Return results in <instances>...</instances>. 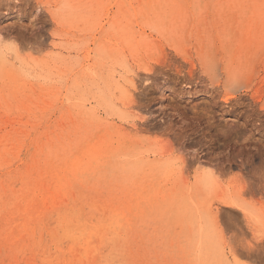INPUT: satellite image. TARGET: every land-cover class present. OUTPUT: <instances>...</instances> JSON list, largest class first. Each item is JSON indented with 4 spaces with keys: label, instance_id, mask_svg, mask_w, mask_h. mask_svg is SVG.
Instances as JSON below:
<instances>
[{
    "label": "rangeland",
    "instance_id": "1",
    "mask_svg": "<svg viewBox=\"0 0 264 264\" xmlns=\"http://www.w3.org/2000/svg\"><path fill=\"white\" fill-rule=\"evenodd\" d=\"M212 1L135 0L114 44L107 0H0L1 264H264V0Z\"/></svg>",
    "mask_w": 264,
    "mask_h": 264
},
{
    "label": "bare ground",
    "instance_id": "2",
    "mask_svg": "<svg viewBox=\"0 0 264 264\" xmlns=\"http://www.w3.org/2000/svg\"><path fill=\"white\" fill-rule=\"evenodd\" d=\"M58 1V0H57ZM69 1V0H68ZM81 1V0H80ZM95 1V0H94ZM141 1V0H140ZM188 1V0H187ZM197 1V0H196ZM215 1V0H214ZM214 1H212V2H214ZM224 1V0H223ZM232 1V0H231ZM237 1V0H236ZM235 1V2H236ZM241 2V0H238V2ZM134 2H135V0H107V5H106V9L105 10H103L104 11V13H103V16H104V18L106 19H103V21L105 20V23H103L102 25H101V27H100V32H102L103 34H106V36H109L108 38H107V40H114V44H119V42H118V39L115 37V34H114V31L117 33L116 35L117 36H120V32H121V29H120V26H121V24H122V22L124 21V19H127L126 18V14H128L129 13V11H128V5H129V10L131 9V12H130V15H131V18L132 19H134V21H135V23H137L138 25H139V23H140V19H139V10L136 8V5H137V3H136V5H134ZM138 2V1H137ZM143 2V1H142ZM164 2V1H163ZM171 2V1H170ZM195 2V1H194ZM201 2V1H200ZM210 2V1H209ZM217 2V1H216ZM68 3V2H67ZM82 3V2H81ZM144 3V2H143ZM176 3V2H175ZM177 3H179V2H177ZM229 3V2H228ZM64 4H65V2H64ZM63 4V5H64ZM76 4V3H75ZM87 4V3H86ZM139 4V3H138ZM141 4V3H140ZM171 4V3H170ZM180 4V3H179ZM225 4H226V2H225ZM248 4V3H247ZM70 6H71V4H69ZM68 5V6H69ZM84 5V4H83ZM149 5V4H148ZM172 5H173V3H172ZM188 5V4H187ZM197 5V4H196ZM206 5V4H205ZM220 5V4H219ZM228 5V4H227ZM246 5V4H245ZM251 5V4H250ZM165 6V5H164ZM178 6V5H177ZM190 6V5H189ZM207 6V5H206ZM214 6V5H213ZM229 6H230V4H229ZM75 7V6H74ZM83 7V6H82ZM82 7H80V8H82ZM105 7V6H104ZM111 7H114L115 9L114 10H110V8ZM139 7V6H138ZM170 7H171V5H170ZM178 7H180V6H178ZM202 7H203V4H202ZM212 7V6H211ZM78 8V7H77ZM89 8H91V6L89 7ZM142 8V7H141ZM165 8H167V7H165ZM172 8V7H171ZM186 8V7H185ZM185 8H184V10H185ZM199 8V7H198ZM203 8H205V7H203ZM246 8H247V6H246ZM180 9H181V7H180ZM187 9V8H186ZM221 9V8H220ZM227 9V8H226ZM237 9V8H236ZM84 10H86V9H84ZM145 10H147V8L145 9ZM144 10V11H145ZM160 10V9H159ZM166 10V9H165ZM199 10V9H198ZM230 10H231V8H230ZM229 10V11H230ZM234 10V9H233ZM176 11H178V10H176ZM222 11V10H221ZM228 11V10H227ZM184 12H187V11H184ZM194 12V11H193ZM212 12V11H211ZM142 13V12H141ZM153 13V12H152ZM154 13H156L157 14V12H154ZM180 13V12H179ZM206 13V12H205ZM204 13V14H205ZM215 13V12H214ZM239 13V12H238ZM254 13V12H253ZM146 14V13H145ZM176 14V13H175ZM182 14V13H181ZM180 14V15H181ZM184 14V13H183ZM220 14V13H219ZM222 14V13H221ZM245 14V13H244ZM247 14V13H246ZM69 14H67V16H68ZM77 15H79V14H77ZM91 15V14H90ZM149 15V14H148ZM159 15V14H158ZM173 15V14H172ZM171 15V16H172ZM213 15V14H212ZM252 15V14H251ZM62 16V15H61ZM65 16V15H64ZM63 16V17H64ZM72 16V15H71ZM76 16V15H75ZM82 16V15H81ZM127 16H129V15H127ZM150 16V15H149ZM214 16V15H213ZM238 16H240V15H238ZM246 16V15H245ZM253 16V15H252ZM83 17V16H82ZM145 17H146V15H145ZM173 17H174V15H173ZM185 17V16H184ZM184 17H182V18H184ZM209 17V16H208ZM215 17V16H214ZM243 17V16H242ZM249 17V16H248ZM75 18V17H74ZM86 19H87V17H85ZM129 18H130V16H129ZM159 18V17H158ZM176 18V17H175ZM181 18V17H180ZM192 18H193V15H192ZM196 18V17H195ZM210 18V17H209ZM73 19V18H72ZM77 19H78V17H77ZM82 18H80L79 20H81ZM171 19H172V17H171ZM200 19V18H199ZM213 19V18H212ZM71 20V19H70ZM131 20V19H130ZM151 20V19H150ZM177 20H180V19H177ZM145 21V20H144ZM162 21V20H161ZM80 22V21H79ZM130 22V21H129ZM152 23V22H151ZM78 24V22L76 23V25ZM108 24V26L107 27H105V25H107ZM127 24V23H126ZM259 24V23H258ZM146 25V24H145ZM125 26V25H124ZM208 26V25H207ZM259 27V26H258ZM257 27V28H258ZM257 28H255V30L257 29ZM263 28V27H262ZM249 29H250V27H249ZM248 29V30H249ZM77 30V29H76ZM124 30V29H123ZM135 30V29H134ZM141 30V29H140ZM144 30V29H143ZM143 30H141V31H143ZM169 30V29H168ZM96 31V30H95ZM125 31V30H124ZM127 31V30H126ZM240 31H242V30H240ZM245 31V30H244ZM244 31H242V32H244ZM133 32V31H132ZM168 32V31H167ZM241 32V33H242ZM249 32V31H248ZM111 33V34H110ZM138 33V32H137ZM137 33H136V35H137ZM202 33V32H201ZM263 33V32H262ZM131 34V33H130ZM129 34V35H130ZM171 34H172V32H171ZM173 34H174V32H173ZM222 34V33H221ZM220 34V35H221ZM96 35V34H95ZM176 35V34H175ZM240 35V34H239ZM238 35V36H239ZM148 36V35H147ZM191 36V35H190ZM195 36V35H194ZM101 37V36H100ZM125 37V36H124ZM124 37H122V38H124ZM130 37V36H129ZM132 37V36H131ZM137 37V36H136ZM221 37V36H220ZM102 38V37H101ZM106 38V37H105ZM127 38V37H126ZM134 38V37H133ZM121 39V38H120ZM251 39V38H250ZM250 39H248L249 41H250ZM103 40H105V39H103ZM128 40V39H127ZM134 40V39H133ZM132 40V41H133ZM195 40V39H194ZM235 40H236V38H235ZM96 41V40H95ZM124 41H126V40H124ZM228 41V40H227ZM253 41V40H252ZM109 42V41H108ZM128 42H129V40H128ZM134 42V41H133ZM219 42V41H218ZM225 42H226V40H225ZM240 42V41H239ZM244 42H245V40H244ZM256 42V41H255ZM257 42H259V41H257ZM260 42H262V41H260ZM122 43V42H121ZM132 43V42H131ZM227 43V42H226ZM234 44H235V42H233ZM248 43V42H247ZM247 43H245V44H247ZM250 43V42H249ZM124 44H125V42H124ZM129 44H130V42H129ZM138 44H140V43H138ZM151 44V43H150ZM228 44V43H227ZM237 44V43H236ZM257 44V43H256ZM126 45V44H125ZM146 45V44H145ZM224 45V44H223ZM259 45V44H258ZM134 46V45H133ZM144 46V45H143ZM255 46V45H254ZM257 46V45H256ZM97 47V46H96ZM118 47V46H117ZM221 47V46H220ZM240 47V46H239ZM244 47V46H243ZM258 47V46H257ZM256 47V48H257ZM98 48H101V47H98ZM122 48V47H121ZM146 48V47H145ZM209 49H210V47H208ZM261 48V47H260ZM103 49H104V47H103ZM133 49V48H132ZM136 49V48H135ZM134 49V50H135ZM89 50V49H88ZM218 50V49H217ZM221 50V49H220ZM238 50V49H237ZM257 50V49H256ZM255 50V51H256ZM120 51H121V49H120ZM141 51V50H140ZM223 51V50H222ZM242 51V50H241ZM250 51H252V50H250ZM249 51V52H250ZM105 52V51H104ZM122 52V51H121ZM139 52V51H138ZM237 52V51H236ZM253 52V51H252ZM97 53V52H96ZM222 53V52H221ZM238 53V52H237ZM125 54V53H124ZM223 54V53H222ZM87 55V54H86ZM106 55V54H105ZM116 55V54H115ZM120 55V54H119ZM204 55V54H203ZM202 54H201V56H203ZM236 55V54H235ZM239 56L241 55V54H238ZM118 56V55H117ZM134 56V55H133ZM221 56V55H220ZM225 56V55H224ZM105 57V56H104ZM122 57H123V55H122ZM223 57V56H222ZM227 57V56H226ZM115 58V57H114ZM202 58V66H204L205 67V69L204 70H206L208 73H210L211 75H210V77L212 78V77H214L218 72H219V69H221V70H227L229 73H230V71H234V72H236L237 70H238V66L235 68V69H232L233 67H231V66H228V65H226V64H223V62L222 61H220L219 59V57L218 58H216L215 56H213V55H204L203 57H201ZM235 58H236V56H235ZM105 60V59H104ZM102 61V60H101ZM225 61V60H224ZM239 61V60H238ZM238 61H237V63H238ZM222 62V63H221ZM233 62V61H232ZM243 62V61H242ZM247 63V62H246ZM86 67V66H85ZM203 68V67H202ZM243 68V67H242ZM99 71V70H98ZM240 72V71H239ZM102 74V73H101ZM234 74V73H233ZM104 76V75H103ZM220 76V75H219ZM86 77V76H85ZM230 79H231V81L232 80H234V77H230ZM219 83V82H218ZM6 108V107H5ZM1 109H2V107H1ZM7 109V108H6ZM5 109V110H6ZM12 108H10V110H11ZM30 109V108H29ZM27 110V109H26ZM7 111V110H6ZM22 111H24V110H22ZM37 111V110H36ZM25 113L27 112V111H24ZM29 112H31V111H29ZM29 114V113H28ZM30 115V114H29ZM23 116V115H22ZM14 118H15V116H13ZM26 117H27V114H26ZM22 118V117H21ZM21 118H17V121H18V119L20 120V121H22L21 120ZM24 118H25V116H24ZM23 118V119H24ZM39 118V117H38ZM30 119V118H29ZM12 120H14V119H12ZM16 121V120H15ZM24 121H26V123H27V118H25V120ZM24 121H22V122H24ZM30 121H28V123H29ZM33 122V121H32ZM65 122V121H64ZM25 123V122H24ZM55 123V122H54ZM63 123V122H62ZM3 125V124H2ZM4 126V125H3ZM6 126H7V124H6ZM55 125H53V127H54ZM2 127V126H1ZM24 127V126H23ZM64 127V126H63ZM4 128V127H3ZM11 128H13L12 126H11ZM25 128V127H24ZM39 128V127H38ZM52 128V127H51ZM55 128V127H54ZM15 129V128H14ZM35 129V128H34ZM45 129H46V127H45ZM7 130H9V129H7ZM27 130V129H26ZM30 130V129H29ZM36 130V129H35ZM34 130V131H35ZM3 131V130H2ZM14 131V130H13ZM12 131V132H13ZM23 131H25V130H21V132H23ZM37 131V130H36ZM8 132V131H7ZM40 132V131H39ZM43 132V131H42ZM26 133V132H25ZM4 134V133H3ZM13 134V133H12ZM11 134V135H12ZM14 134H16V132L14 133ZM21 134V133H20ZM24 134V133H23ZM37 133H35V135H36ZM47 134V133H46ZM71 134H73V133H71ZM27 135H28V133H27ZM3 136H5V135H3ZM33 136H34V134H33ZM38 136H40V135H38ZM18 137V136H17ZM20 137H22V136H20ZM19 137V138H20ZM24 137H26V136H24ZM4 138V137H3ZM11 138V137H10ZM26 138H28V136L26 137ZM35 138V137H34ZM33 138V139H34ZM8 139H9V137H8ZM21 140H23L22 138H20ZM19 139V140H20ZM2 139H0V141H1ZM25 141V140H24ZM13 142V141H12ZM28 142V141H27ZM74 142V141H73ZM22 143H24L23 141H22ZM72 143V142H71ZM17 144V143H16ZM13 145V144H12ZM26 145V144H25ZM53 145V144H52ZM16 146V145H15ZM14 146V147H15ZM22 146V145H21ZM100 146H101V143H100ZM6 147V146H5ZM4 146H3V148H5ZM23 148V147H22ZM6 149V148H5ZM9 149H13L12 147L11 148H9ZM19 150V149H18ZM21 150V149H20ZM3 151V150H2ZM1 151V152H2ZM9 151H11V150H9ZM8 151V152H9ZM26 151H27V153L24 155V157H19V153H20V151H19V153L18 152H15V153H12V155H18V157L17 158H19L20 160H18V161H20V163H19V165H17L19 168H20V166H24V165H26V159H27V157H28V153H29V151H30V145L28 144L27 145V149H26ZM33 151V150H32ZM8 152H7V155H8ZM30 154V153H29ZM69 155H71V154H69ZM6 156V155H5ZM11 157V156H10ZM13 158V157H12ZM0 162L3 164V165H1V166H7V165H9L10 166V164L12 163L11 161H9L8 159H5V157L3 158V156H2V154L0 153ZM11 160V159H10ZM28 160H30V159H28ZM46 162V161H45ZM47 163V162H46ZM5 164H7V165H5ZM15 164V163H14ZM37 164V163H36ZM40 164V163H39ZM41 165V164H40ZM50 165V164H49ZM15 166H16V164H15ZM22 166V167H23ZM52 166V165H51ZM37 167V166H36ZM46 167V166H45ZM75 167V166H74ZM26 168H27V174H29L30 173V170H29V166L27 167L26 166ZM25 169V168H24ZM42 169H44V168H42ZM75 169V168H74ZM6 170H10V168L9 169H5L4 171H6ZM16 170V169H15ZM20 171V170H19ZM24 171V170H23ZM22 171V172H23ZM39 171V170H38ZM34 172V171H33ZM37 172V171H36ZM7 173H9V172H7ZM12 173V172H11ZM10 173V174H11ZM39 173V172H38ZM15 174V173H14ZM31 174V173H30ZM52 174V173H51ZM9 175V174H8ZM23 175V174H22ZM36 175V174H35ZM44 175V174H43ZM6 176V175H5ZM4 176V177H5ZM15 176V175H14ZM41 176V175H40ZM12 177V176H11ZM26 177H27V175H26ZM30 177H32V176H30ZM44 177H45V175H44ZM2 178V177H1ZM6 178V177H5ZM8 178V177H7ZM12 178H14V177H12ZM11 178V179H12ZM19 178V177H18ZM54 178V177H53ZM28 179V178H27ZM1 180V179H0ZM3 180V179H2ZM9 180V179H8ZM25 180V179H24ZM38 180V179H37ZM52 180V179H51ZM51 180H49V181H51ZM17 181V180H16ZM15 181V182H16ZM31 181H33V180H31ZM42 181V180H41ZM48 181V180H47ZM4 182V181H3ZM18 182V181H17ZM26 182H27V180H26ZM35 182V181H34ZM5 183V182H4ZM11 183V182H10ZM28 183V182H27ZM48 183V182H47ZM29 184V183H28ZM8 185V184H7ZM18 185V184H17ZM21 185V184H20ZM33 185H34V183H33ZM56 185V184H55ZM9 186H11V184L9 185ZM23 186V185H22ZM28 186V185H27ZM26 186V187H27ZM49 186H52L51 184L49 185ZM6 187V186H5ZM21 187V186H20ZM11 188V187H10ZM15 188V187H14ZM24 188V187H23ZM33 188V187H32ZM52 188V187H51ZM50 188V189H51ZM7 189V188H6ZM12 189V188H11ZM18 189V188H17ZM22 189V188H21ZM27 189V188H26ZM28 189H29V187H28ZM46 189V188H45ZM49 188H48V190H50ZM43 190V189H42ZM9 191V190H8ZM12 191V190H11ZM17 191V190H16ZM127 191V190H126ZM24 193V192H23ZM28 193V192H27ZM101 193V192H100ZM117 193H118V191H117ZM1 195V194H0ZM33 195V194H32ZM16 196V195H15ZM19 196H21V195H19ZM25 196V195H24ZM103 196V195H102ZM116 196V195H115ZM3 197H4V195H3ZM101 197V196H100ZM112 197V196H111ZM126 197V196H125ZM124 197V198H125ZM19 198V197H18ZM32 198H34V195H33V197ZM35 198H37V197H35ZM40 198V197H39ZM17 199V198H16ZM21 199H23V198H21ZM100 199V198H99ZM6 200V199H5ZM111 200V199H110ZM119 200V199H118ZM122 200V199H121ZM16 201V200H15ZM22 201V200H21ZM37 201V200H36ZM44 201V200H43ZM69 201V200H68ZM104 201V200H103ZM125 201V200H124ZM6 202V201H5ZM40 202V201H39ZM52 202H53V200H52ZM113 202V201H112ZM121 202V201H120ZM11 203V202H10ZM37 203V202H36ZM46 203V202H45ZM54 203V202H53ZM67 203V202H66ZM71 203V202H70ZM6 204V203H5ZM21 204V203H20ZM40 204V203H39ZM56 204H57V202H56ZM64 204V203H63ZM3 205V204H2ZM7 205H8V203H7ZM68 205V204H67ZM18 206V205H17ZM21 206V205H20ZM33 206H34V204H33ZM6 207V206H5ZM5 207H3L2 206V208H4V210H5ZM8 207V206H7ZM13 207H14V204H11L10 206H9V208H12L13 209ZM16 207V206H15ZM19 207V206H18ZM57 207V206H56ZM108 207V206H107ZM113 207V206H112ZM37 208H39V207H37ZM58 208V207H57ZM60 208V207H59ZM21 209V208H20ZM35 208H33V210H34ZM42 209V208H41ZM51 209V208H50ZM49 209V210H50ZM53 209V208H52ZM64 209V208H63ZM3 210V211H4ZM11 210V209H10ZM42 210H44V209H42ZM6 211V210H5ZM23 211V210H22ZM60 211V210H59ZM58 211V212H59ZM7 212V211H6ZM11 212H13V210L11 211ZM36 212V211H35ZM47 212V211H46ZM62 212V211H61ZM7 213H9V212H7ZM19 213V212H18ZM28 213H29V211H28ZM49 213V212H48ZM10 214V213H9ZM14 214H15V212H14ZM21 214V213H20ZM20 214H18V215H20ZM53 214V213H52ZM16 215V214H15ZM43 215H44V212H43ZM69 215V214H68ZM6 216V215H5ZM24 216V215H23ZM42 216V215H41ZM67 216V215H66ZM74 216V215H73ZM46 217H47V214H46ZM61 217V216H60ZM19 218V216L17 217V219ZM62 218V217H61ZM71 218V217H70ZM13 219V218H12ZM35 219V218H34ZM8 220V219H7ZM23 220V219H22ZM25 220V219H24ZM32 220V219H31ZM42 220H43V218H42ZM62 220V219H61ZM64 220V219H63ZM4 221H5V219H4ZM20 221V220H19ZM26 221V220H25ZM48 221V220H47ZM32 222V221H31ZM30 222V223H31ZM50 222V221H49ZM52 222V221H51ZM5 223V222H4ZM9 223V222H8ZM18 223V222H17ZM26 223V222H25ZM33 223V222H32ZM41 223V222H40ZM64 223V222H63ZM81 223V222H80ZM11 224V223H10ZM23 224V223H22ZM28 224V223H27ZM36 224H37V222H36ZM44 224V223H43ZM6 225H7V223H6ZM1 226V225H0ZM63 226V225H62ZM73 226V225H72ZM77 226V225H76ZM2 227V226H1ZM54 227V226H53ZM59 230V229H58ZM60 231V230H59ZM44 232V231H43ZM8 233V232H7ZM11 233V232H10ZM10 233L8 234V235H10ZM42 233V232H41ZM12 234V233H11ZM7 235V236H8ZM41 235V234H40ZM39 235V236H40ZM51 236H52V234H50ZM55 237V236H54ZM63 237V236H62ZM41 238V237H40ZM26 239V238H25ZM44 239V238H43ZM47 239V238H46ZM4 241H5V239H4ZM15 241V240H14ZM18 241H20L19 239H18ZM50 241V240H49ZM53 242V241H52ZM59 242H61V241H59ZM67 242H68V240H67ZM107 242V241H106ZM28 243V242H27ZM64 243V242H63ZM15 244V243H14ZM62 244V243H61ZM66 244V243H65ZM7 245H8V243H7ZM28 245V244H27ZM4 246V245H3ZM2 246V247H3ZM6 246V245H5ZM47 246V245H46ZM130 246V245H129ZM0 247H1V245H0ZM13 247V246H12ZM18 247V246H17ZM16 247V248H17ZM101 247V246H100ZM107 247V246H106ZM58 248V247H57ZM59 248H60V246H59ZM20 249V248H19ZM29 249V248H28ZM31 250V249H30ZM60 250H62V249H60ZM18 251V250H17ZM29 251V250H28ZM34 251V250H33ZM46 252V251H45ZM22 253V252H21ZM29 253V252H28ZM27 253V254H28ZM2 254V253H1ZM9 254H10V252H9ZM31 254V253H30ZM52 254H54V253H52ZM11 255V254H10ZM9 255V256H10ZM20 255V254H19ZM18 255V256H19ZM8 256V255H7ZM12 256V255H11ZM25 256V255H24ZM70 256V255H69ZM4 257H5V255H4ZM27 257V256H26ZM31 258V257H30ZM33 258V257H32ZM39 258V257H38ZM7 259V258H6ZM5 259V260H6ZM55 259V258H54ZM4 260V261H5ZM8 260V259H7ZM11 260V259H10ZM13 260V259H12ZM28 260V259H27ZM37 260V259H36ZM14 261V260H13ZM19 261H20V259H19ZM41 261H42V259H41ZM61 261V260H60ZM24 262V261H23ZM57 262V261H56ZM3 263V262H2ZM41 263V262H40ZM39 263V264H40ZM45 263V262H44ZM1 264V263H0ZM52 264V263H51Z\"/></svg>",
    "mask_w": 264,
    "mask_h": 264
}]
</instances>
